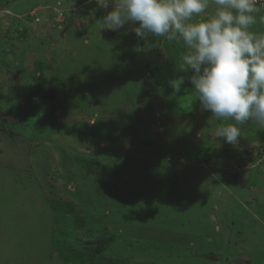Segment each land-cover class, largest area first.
<instances>
[{
    "label": "rangeland",
    "instance_id": "obj_1",
    "mask_svg": "<svg viewBox=\"0 0 264 264\" xmlns=\"http://www.w3.org/2000/svg\"><path fill=\"white\" fill-rule=\"evenodd\" d=\"M105 14L0 0V262L264 264V128L213 137L183 41Z\"/></svg>",
    "mask_w": 264,
    "mask_h": 264
},
{
    "label": "clouds",
    "instance_id": "obj_2",
    "mask_svg": "<svg viewBox=\"0 0 264 264\" xmlns=\"http://www.w3.org/2000/svg\"><path fill=\"white\" fill-rule=\"evenodd\" d=\"M106 10L101 21L118 31L138 23L135 34L182 40V61L191 75L202 110L221 122L213 133L237 145L241 128L253 121L264 128V34L252 31L264 5L257 0H95ZM111 8V11H107ZM93 9L90 15L95 14ZM184 76L171 81L180 91ZM256 145L254 144L253 147Z\"/></svg>",
    "mask_w": 264,
    "mask_h": 264
},
{
    "label": "trees",
    "instance_id": "obj_3",
    "mask_svg": "<svg viewBox=\"0 0 264 264\" xmlns=\"http://www.w3.org/2000/svg\"><path fill=\"white\" fill-rule=\"evenodd\" d=\"M264 9V8H262ZM114 243V237L109 236V237H101L100 239L97 240L96 247L94 248V253L95 254H102L106 252L110 246Z\"/></svg>",
    "mask_w": 264,
    "mask_h": 264
},
{
    "label": "crops",
    "instance_id": "obj_4",
    "mask_svg": "<svg viewBox=\"0 0 264 264\" xmlns=\"http://www.w3.org/2000/svg\"><path fill=\"white\" fill-rule=\"evenodd\" d=\"M8 243V241H6ZM3 255V246L0 245V261H2V255ZM5 254H8V251L5 252ZM6 257L4 258L3 262H0V264H9L7 260H5Z\"/></svg>",
    "mask_w": 264,
    "mask_h": 264
},
{
    "label": "built area",
    "instance_id": "obj_5",
    "mask_svg": "<svg viewBox=\"0 0 264 264\" xmlns=\"http://www.w3.org/2000/svg\"><path fill=\"white\" fill-rule=\"evenodd\" d=\"M260 5H264V0H257V6L259 7Z\"/></svg>",
    "mask_w": 264,
    "mask_h": 264
}]
</instances>
